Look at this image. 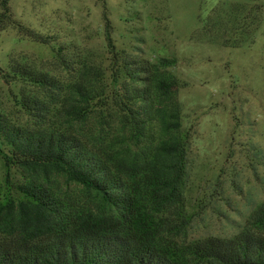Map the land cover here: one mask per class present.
Here are the masks:
<instances>
[{
    "label": "trees",
    "instance_id": "obj_1",
    "mask_svg": "<svg viewBox=\"0 0 264 264\" xmlns=\"http://www.w3.org/2000/svg\"><path fill=\"white\" fill-rule=\"evenodd\" d=\"M11 1L0 0V32L55 42L18 23ZM252 10L239 11L232 46L244 43ZM104 18L111 69L84 59L64 81L0 68L38 89L16 98L25 121L0 108V264H264V202L233 237L189 241L177 60L123 57Z\"/></svg>",
    "mask_w": 264,
    "mask_h": 264
},
{
    "label": "rangeland",
    "instance_id": "obj_2",
    "mask_svg": "<svg viewBox=\"0 0 264 264\" xmlns=\"http://www.w3.org/2000/svg\"><path fill=\"white\" fill-rule=\"evenodd\" d=\"M11 8L18 23L55 42H35L15 27L1 31L6 72L20 64L70 81L84 59L111 69L105 13L123 57L176 59L171 71L183 85L179 100L191 135L188 239L230 238L245 228L264 202V0H12ZM251 9L244 43L234 47V20ZM37 91L0 76V108L25 121L16 98Z\"/></svg>",
    "mask_w": 264,
    "mask_h": 264
}]
</instances>
